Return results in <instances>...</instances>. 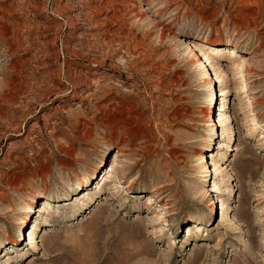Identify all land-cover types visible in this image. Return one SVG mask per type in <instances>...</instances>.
Listing matches in <instances>:
<instances>
[{"label":"rangeland","instance_id":"1","mask_svg":"<svg viewBox=\"0 0 264 264\" xmlns=\"http://www.w3.org/2000/svg\"><path fill=\"white\" fill-rule=\"evenodd\" d=\"M0 264H264V0H0Z\"/></svg>","mask_w":264,"mask_h":264},{"label":"bare ground","instance_id":"2","mask_svg":"<svg viewBox=\"0 0 264 264\" xmlns=\"http://www.w3.org/2000/svg\"><path fill=\"white\" fill-rule=\"evenodd\" d=\"M246 24V23H245ZM243 26V25H242ZM245 26V25H244ZM250 27V26H249ZM244 28V27H243ZM166 32V31H165ZM203 42H199V43H194L193 45H192V48H193V50H194V52H193V56L195 57V61H202V64L203 65H206L207 64V57H206V55H205V52H204V46H203V44H202ZM243 57H245L243 60H242V62H240V63H238V65L239 66H242V64L243 63H245V64H247L248 62H249V60H250V58H249V56H243ZM206 66H210V68H212L213 69V71H214V73H213V75H214V78H215V80L216 81H218L219 82V84L221 85V83L223 82V78H225L224 76H223V74H222V72H220V71H216L215 70V68H214V65L212 64V63H210V62H208V64L206 65ZM227 79V78H226ZM218 90H220L221 91V94H223V92H224V90H223V88L222 87H220ZM257 98V97H256ZM259 98V97H258ZM257 98V99H258ZM223 99V98H222ZM256 99V100H257ZM220 107H223V104H221L220 105ZM208 113H209V115H210V110H209V107H208ZM221 114H219V116H220ZM220 117H219V124H220V126L222 127L221 129H222V133L224 132L223 131V129L226 127H224V124H223V121L224 120H222V121H220ZM222 123V124H221ZM214 126V122H212V127ZM226 131V130H225ZM210 140H211V138H208L207 139V141H208V143L210 142ZM211 163H213V159H211ZM215 166H213V172L216 174L217 172H219V167L217 166V164H216V162L215 163H213ZM116 165H117V162H115L114 160L111 162V169H110V171H111V173H113V171L115 170V167H116ZM221 177H219L218 176V182H220L221 181V179H220ZM46 187H44V189H45ZM218 188V187H217ZM153 192V195H157V196H160V199H163L164 197H167V195H165L164 193L163 194H156V191L155 190H153L152 191ZM167 200V199H166ZM25 208H27V209H30L28 206H25ZM189 219V218H188ZM22 223H24V222H22ZM22 223H20V224H18V228H19V225H21ZM8 238H11V235H9L8 236ZM13 238V237H12ZM32 242L34 243V239H32Z\"/></svg>","mask_w":264,"mask_h":264}]
</instances>
